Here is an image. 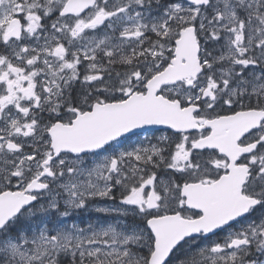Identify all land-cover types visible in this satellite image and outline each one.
<instances>
[{
	"label": "snow or ice",
	"instance_id": "6c2138e0",
	"mask_svg": "<svg viewBox=\"0 0 264 264\" xmlns=\"http://www.w3.org/2000/svg\"><path fill=\"white\" fill-rule=\"evenodd\" d=\"M0 264H264V0H0Z\"/></svg>",
	"mask_w": 264,
	"mask_h": 264
}]
</instances>
